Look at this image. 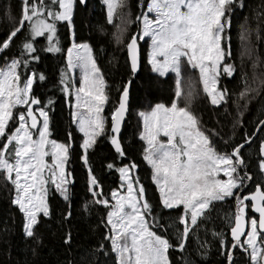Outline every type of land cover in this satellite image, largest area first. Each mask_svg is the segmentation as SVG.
Here are the masks:
<instances>
[{"label":"snow or ice","instance_id":"snow-or-ice-1","mask_svg":"<svg viewBox=\"0 0 264 264\" xmlns=\"http://www.w3.org/2000/svg\"><path fill=\"white\" fill-rule=\"evenodd\" d=\"M88 3L20 0L19 17L6 14L11 28L0 40V180L22 214L24 237L42 243L40 229L55 219L54 196L65 205L61 223L70 222L76 181L69 165L78 132L90 194L83 211L104 210L97 252L106 264H197L195 257L203 260L208 253L201 233L207 234L225 205L231 209L223 216L228 231H211L225 264H240L238 257L244 264H264V139L257 135L264 136V119L236 142L249 105L264 98V57L256 51L257 41L264 47V0L256 6L247 0H102L98 30L123 53L130 77L111 83L98 62L104 48L78 36L74 17ZM240 20L234 54L233 26ZM63 29L70 32V46L62 43ZM46 54L64 65L56 81L39 71ZM113 63H119L115 55ZM143 63L171 87L167 104L137 113L141 162L158 192L155 202L121 134ZM48 83L53 95L42 99L36 88ZM57 92L72 128L62 141L54 137ZM201 100L217 117L214 127L197 110ZM105 142L113 150L105 167L119 182L107 193L90 159ZM71 242L68 231L64 243Z\"/></svg>","mask_w":264,"mask_h":264},{"label":"trees","instance_id":"trees-1","mask_svg":"<svg viewBox=\"0 0 264 264\" xmlns=\"http://www.w3.org/2000/svg\"><path fill=\"white\" fill-rule=\"evenodd\" d=\"M253 6L260 3V0H247ZM103 5L102 0H89L87 7L81 6L77 9L74 17L78 36L81 40L90 41L94 47H103L104 51L99 53V63L105 70L106 75L110 73L109 82H113L112 78L128 79L126 68L124 67L123 53L116 50L114 44L109 43V37L102 34L98 30V25L104 24V14L101 11ZM11 12L17 18L20 12V0H0V40H3L11 28L6 21V14ZM248 13H245L247 15ZM239 15V13H238ZM239 22L234 21L233 26V49L234 54H238L240 47ZM107 28V26L105 25ZM41 43H44L43 38H39ZM62 43L65 46H70V32L67 29L62 30ZM145 49L144 55L147 54V45H142ZM256 51L258 55L264 57V47L259 41L256 42ZM116 56L119 63L109 64L113 56ZM64 65L61 59L46 54L42 63L39 65V71L49 77L50 81L58 80V69ZM230 88L235 87L230 84ZM37 95L42 99L47 96H52V84L48 83L46 87L36 88ZM57 100L56 110L53 113L55 122L54 137L58 140H64L65 132L71 131L69 126V111L63 102V97L59 92L53 96ZM116 93H112V99L115 100ZM171 99V87L169 83H165L163 79H159L155 74L151 73L150 67L143 63L142 71L136 75L130 89V113L126 119L122 129V136L127 147L129 156L140 164V176L142 181L148 187L149 195L152 200L158 197V192L154 185H151L149 179V170L141 162L142 142L139 141L140 122L137 113L142 110H148L150 105L158 102L168 103ZM197 110L203 117L204 123L208 127H214V121L217 117L211 111L210 106H205L204 102H197ZM231 110V108H230ZM106 115H110L108 109L105 110ZM264 118V98H257L249 105L248 111L244 115V127L236 129V142H242V137L245 132L252 134L260 119ZM226 134L231 133V124H227L224 128ZM80 133L74 134V154L70 162V169L75 177L74 198H73V216L70 222L61 223L60 213L65 208L63 201L54 196L51 203L55 209V219L49 221L43 228L40 229L42 234V243L37 246L30 238H25L23 235V218L22 214L16 207L11 204L10 186H5L0 180V264H106L102 254L97 252L98 243L102 240L101 233L104 231L99 225V216L104 215V210L101 208L92 215H87L83 211V204L90 198V194L86 192V170L80 159L81 143ZM264 139V136H260ZM227 138V137H226ZM258 149V140L253 142L251 151L255 152ZM113 150L111 146L105 142L97 154L90 157L92 166L100 178L104 192L107 193L110 189L118 186L117 175L110 173L105 165L111 162ZM247 158V154H246ZM252 171H255V161L252 163ZM251 190V186L249 188ZM230 206H223L217 214H214L213 222L209 223V231L205 235L201 233V239L207 241L208 253L206 259L201 260L198 256L195 257L197 264H225L223 256L219 254L218 243L211 235L213 229L217 231L227 232L223 216L225 211H229ZM68 231L72 234L71 245L64 243L65 233ZM193 247H196V242L193 241ZM35 249V253L32 251ZM179 259V257H177ZM240 264H244L243 257H238Z\"/></svg>","mask_w":264,"mask_h":264},{"label":"water","instance_id":"water-1","mask_svg":"<svg viewBox=\"0 0 264 264\" xmlns=\"http://www.w3.org/2000/svg\"><path fill=\"white\" fill-rule=\"evenodd\" d=\"M138 74V73H137ZM129 107H130V102H129ZM127 119V118H126ZM264 119V118H263ZM125 122H126V120H125ZM125 125V124H124ZM124 127V126H123ZM123 129V128H122ZM258 135V134H257Z\"/></svg>","mask_w":264,"mask_h":264},{"label":"rangeland","instance_id":"rangeland-1","mask_svg":"<svg viewBox=\"0 0 264 264\" xmlns=\"http://www.w3.org/2000/svg\"><path fill=\"white\" fill-rule=\"evenodd\" d=\"M106 110V109H105ZM221 178H224L223 176Z\"/></svg>","mask_w":264,"mask_h":264}]
</instances>
